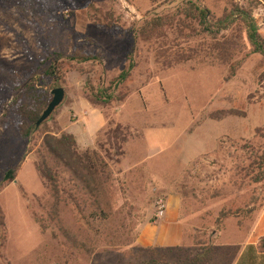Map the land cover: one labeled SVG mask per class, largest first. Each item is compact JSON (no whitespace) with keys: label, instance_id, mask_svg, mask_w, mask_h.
Wrapping results in <instances>:
<instances>
[{"label":"rangeland","instance_id":"1","mask_svg":"<svg viewBox=\"0 0 264 264\" xmlns=\"http://www.w3.org/2000/svg\"><path fill=\"white\" fill-rule=\"evenodd\" d=\"M185 1L0 0V264H180L201 245L219 253L238 243L235 264L264 263L248 233L264 208V58L240 27L235 42L230 31L214 39L176 27L136 36L146 19L173 15ZM193 1L217 17L233 4L251 10L264 36V0ZM91 5L111 13L113 27L96 23ZM47 48L100 53L94 82L106 98L94 104L85 75L67 71L63 102L26 140L5 110L11 78L36 70ZM116 123L127 140L120 164L110 162L106 193L94 197L64 170L57 201L38 167L45 133L66 131L81 150L115 154L108 134ZM251 207L217 220L223 210ZM141 233L156 245L180 242L143 246Z\"/></svg>","mask_w":264,"mask_h":264},{"label":"trees","instance_id":"2","mask_svg":"<svg viewBox=\"0 0 264 264\" xmlns=\"http://www.w3.org/2000/svg\"><path fill=\"white\" fill-rule=\"evenodd\" d=\"M161 1L165 2L167 0H153L154 3ZM91 6L94 9L93 19L96 23L108 28L113 27L112 23L115 20L111 13L105 15L95 5ZM57 12L52 11L51 14L54 15ZM34 25L36 31H39V26ZM175 27L179 32L184 31L185 28H191L197 35L205 34L214 39L223 31H230L234 42L236 28L240 27L246 32V37L252 46L253 52L261 54L264 58V36L260 31V26L252 11L238 4H233L222 16L217 17L208 7L201 6L196 1L188 0L173 15L155 16L146 19L138 27L136 36L150 40L155 36L166 35L167 30ZM98 64H101L100 53L88 52L82 49H75L72 53H69L63 48L53 49L52 51L47 48V52L39 62L36 70L24 79L11 78L12 100L5 110L8 111L7 114H13L18 118L21 137L27 140L36 130L38 119L53 98L52 90L62 87L67 71L74 70L85 75L86 89L90 91L91 95L89 97L94 104L100 105L98 101H105V91L101 87L98 88L96 82H94ZM109 132H111L108 134L109 142L115 150V154L108 150L102 152L101 149L81 150L76 136L66 131L61 135L50 132L45 133L43 137L45 152L38 167L49 182L57 201L62 200L64 192L61 176L64 170L71 172L74 177L80 179L94 197H100L106 193V184L112 174L110 164H120V156L123 153L120 141L127 140L125 132L118 123ZM15 173L16 171L13 168L9 169L5 174V179L10 183L13 182L16 178ZM257 181L259 182L261 179ZM254 211V207L235 211L223 210L217 220L219 223H223L227 217L241 218L242 215H250ZM143 222L144 220L141 221V223ZM240 224L242 225V223ZM152 249L150 248V250ZM224 249L219 250V253H217L212 245H201L199 252L192 257L182 259L180 264H218L217 261H220L221 264H230L234 260L238 248L226 247ZM155 262H160V259H156Z\"/></svg>","mask_w":264,"mask_h":264},{"label":"crops","instance_id":"3","mask_svg":"<svg viewBox=\"0 0 264 264\" xmlns=\"http://www.w3.org/2000/svg\"><path fill=\"white\" fill-rule=\"evenodd\" d=\"M103 126H104V118H101V120L98 122L97 129L93 135V138L95 137L96 132H98V130L101 129ZM263 214H264V208L261 210V212L257 218V221L253 226V230L248 232L250 235L253 234V237L256 238L254 241V244H256V247L259 251L258 253H260L261 255L264 254V249L261 248V244H260L261 240L264 238V233L263 234L261 233L262 235H259L257 233V231L259 230V226H261V224L263 223V217H262ZM173 217H174V215H173ZM177 217H178V215H176V219H177ZM172 218L169 219V221L171 222V227L172 226H178V228H180V226L176 223L175 218L174 219H172ZM172 220H173V222H172ZM172 223H174V224H172ZM181 233H182V231H181ZM253 237H251V239H250L251 241L254 240ZM179 242L180 241L173 243L172 241H169L168 243L166 242V243H161V244L156 245L155 239H153V238L148 239V238H146V236L142 235V233L140 234V236L138 238V243L140 245H143V246H161V247L167 246V247H169V246H173L174 244H177ZM226 247L238 248L237 254L234 257V260L230 263V264H235V262H236L235 260L237 259L238 254L242 251L241 245L238 243V244H233V245H227V246H224L223 248H226ZM261 264H264V263H261Z\"/></svg>","mask_w":264,"mask_h":264},{"label":"water","instance_id":"4","mask_svg":"<svg viewBox=\"0 0 264 264\" xmlns=\"http://www.w3.org/2000/svg\"><path fill=\"white\" fill-rule=\"evenodd\" d=\"M53 98L50 101L47 108L44 110L40 118L38 119L36 126H41L55 111V109L61 105L65 98V89L63 87H57L52 90Z\"/></svg>","mask_w":264,"mask_h":264},{"label":"built area","instance_id":"5","mask_svg":"<svg viewBox=\"0 0 264 264\" xmlns=\"http://www.w3.org/2000/svg\"><path fill=\"white\" fill-rule=\"evenodd\" d=\"M165 203L163 202V200L159 201V211H158V216L161 217L165 214Z\"/></svg>","mask_w":264,"mask_h":264}]
</instances>
